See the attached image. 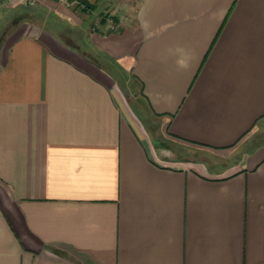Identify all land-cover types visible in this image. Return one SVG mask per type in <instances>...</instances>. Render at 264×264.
<instances>
[{
	"label": "crops",
	"instance_id": "0c3cea01",
	"mask_svg": "<svg viewBox=\"0 0 264 264\" xmlns=\"http://www.w3.org/2000/svg\"><path fill=\"white\" fill-rule=\"evenodd\" d=\"M77 1L0 0V264H264V0Z\"/></svg>",
	"mask_w": 264,
	"mask_h": 264
},
{
	"label": "rangeland",
	"instance_id": "374dc122",
	"mask_svg": "<svg viewBox=\"0 0 264 264\" xmlns=\"http://www.w3.org/2000/svg\"><path fill=\"white\" fill-rule=\"evenodd\" d=\"M55 28L63 29L65 36H67L68 38L71 37L70 40L71 41L73 40L72 42H75L74 40L77 41V39L79 40V38L83 41V43L85 42L84 38H85L86 33L84 32V30H82V31L79 30L78 27H55ZM189 149H190L189 154L195 155L196 157L206 155V154H204V152L201 151V149L197 148L196 146H190ZM225 155H226V152L223 151V153H218L217 157H219L218 159L220 161H222L224 159L223 156H225Z\"/></svg>",
	"mask_w": 264,
	"mask_h": 264
},
{
	"label": "built area",
	"instance_id": "2783aa9c",
	"mask_svg": "<svg viewBox=\"0 0 264 264\" xmlns=\"http://www.w3.org/2000/svg\"><path fill=\"white\" fill-rule=\"evenodd\" d=\"M59 1H64L68 4L71 3V4H75L77 6H81V3H79L77 0H59ZM82 7H83V5H82Z\"/></svg>",
	"mask_w": 264,
	"mask_h": 264
}]
</instances>
